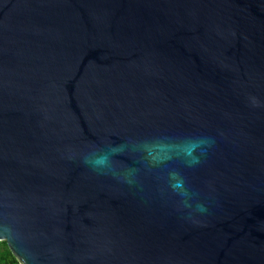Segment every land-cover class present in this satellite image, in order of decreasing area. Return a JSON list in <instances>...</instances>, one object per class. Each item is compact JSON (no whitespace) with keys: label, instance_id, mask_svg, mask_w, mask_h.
Instances as JSON below:
<instances>
[{"label":"water","instance_id":"95a60500","mask_svg":"<svg viewBox=\"0 0 264 264\" xmlns=\"http://www.w3.org/2000/svg\"><path fill=\"white\" fill-rule=\"evenodd\" d=\"M0 242L264 264V0H0Z\"/></svg>","mask_w":264,"mask_h":264},{"label":"trees","instance_id":"16d2710c","mask_svg":"<svg viewBox=\"0 0 264 264\" xmlns=\"http://www.w3.org/2000/svg\"><path fill=\"white\" fill-rule=\"evenodd\" d=\"M0 264H18L4 242H0Z\"/></svg>","mask_w":264,"mask_h":264}]
</instances>
